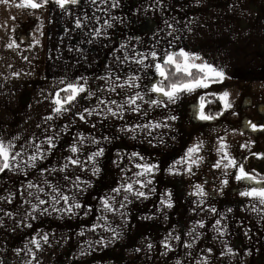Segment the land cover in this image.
<instances>
[{"label":"rangeland","instance_id":"374dc122","mask_svg":"<svg viewBox=\"0 0 264 264\" xmlns=\"http://www.w3.org/2000/svg\"><path fill=\"white\" fill-rule=\"evenodd\" d=\"M140 1L144 2V18H140V23H137L132 18L133 15L129 14L128 45L131 52L138 43H144L140 49L148 69L143 77L146 89H151L158 75L151 57L152 52L163 57L166 52L181 49L190 51V54L202 58L196 63L207 62L228 75L219 86L213 84L210 89L204 90L206 94L214 92L222 95L225 91L229 93L232 107L227 110L224 121H232L236 118V111L244 108L245 111L242 112L250 118L255 119L262 114L257 125L259 129H264V108L261 109L251 101L248 84H234L232 77L234 61L248 60L246 50L249 45V6H256L255 2L264 0ZM12 2L0 0V123L13 128L32 125L30 127L33 129H40L42 125L48 126L47 129L24 131L19 143L29 151L35 149L33 141L40 144L53 136L55 148L45 153L43 160L37 162V167H40V172L45 170L44 176L49 179L48 185L68 195L70 204L78 202L83 207L73 208L69 215L62 200L56 205L59 210L53 211L50 197L46 195L41 198L49 203L43 206L39 205L36 198L31 202L27 200V195L20 193L10 197L12 202L9 204L17 217H23L26 222L34 215L39 222L34 220L31 227L27 225L0 228V264H202L204 260H207V264H264V251L256 254L221 252L219 249L222 245L187 243V240L200 238L185 236L184 228L178 226V220L186 217L184 181L170 179L167 177L171 175L169 172L138 177L136 158L131 155L135 148L104 149L107 156L97 157V162L93 164L88 157L92 150L95 152L101 147L99 144L96 149L90 147L88 118L85 123L79 119V114L71 119L66 117L63 132L57 127L55 113L48 110L47 116L52 115L54 119H45L46 114H42V110L46 108L45 94L48 95V103L53 109L51 101L62 86L60 82L69 80L58 76L57 65L64 52L62 42L73 39V36L70 31L61 32L60 24L54 18L55 4L32 10L19 7V3L14 8ZM14 10L17 11V17L22 16L23 20L17 18L16 30L10 35L8 25L14 20L3 17L12 15L13 18ZM252 17L253 20L256 18L254 14ZM93 38L99 44L101 38ZM104 38L110 43L115 42L119 34L115 33L112 39ZM14 40L19 44L18 47L13 43ZM80 41L81 37L78 42ZM242 49L244 51H239ZM96 53L100 54L99 46H96ZM112 53L114 52L109 51L107 55ZM105 59L110 58L107 56ZM47 86L49 87L45 90ZM43 87L44 91L40 90ZM86 96L84 94L83 99H78L70 106L71 110L79 108L82 114L88 108L89 100ZM98 101L97 110L104 108ZM103 116L104 112L101 117L97 116L98 125L100 119L104 120ZM81 136L85 138L83 144L78 143ZM254 137L247 141L245 150L249 155L262 156L264 130ZM205 138H209V135ZM4 140L9 141L7 138ZM97 140L104 143L99 130ZM73 145L80 149L75 157L81 161L80 166L70 165L66 173L52 172L51 169H59L67 163V158L73 155L70 151ZM208 148L207 146L205 149L209 150ZM164 150L159 159L163 163L174 161L175 156L164 153ZM133 160L135 162L132 163ZM94 166L100 169L99 173L93 174ZM163 166L167 167V164ZM37 167L34 172L38 170ZM28 173L32 174L29 168ZM64 175L69 179L64 180ZM148 178L153 183L147 188L140 189L138 184H134V189L146 192L147 199L123 191L122 186L127 183L137 179L145 181ZM210 182L203 180L205 186L210 185ZM77 184L83 191L77 190ZM117 188L121 189L119 195L114 191ZM151 188H155V191H149ZM47 189L53 192V188L48 186ZM167 193H171L172 197L173 207L170 209L161 204L162 198L167 199ZM125 196L128 197L127 201ZM105 198L109 199L111 210L105 209L101 203ZM121 204L124 206L121 207ZM33 205L46 207L48 212L43 215L39 211L29 212L27 208L32 209ZM45 235L48 237L47 242L43 239ZM33 240L38 241L39 249L32 243ZM165 243L170 245V249L164 247ZM148 245L152 247L149 248ZM236 255H252L253 258L236 261L233 260Z\"/></svg>","mask_w":264,"mask_h":264},{"label":"crops","instance_id":"0c3cea01","mask_svg":"<svg viewBox=\"0 0 264 264\" xmlns=\"http://www.w3.org/2000/svg\"><path fill=\"white\" fill-rule=\"evenodd\" d=\"M12 1L14 8L18 3L22 2V0ZM139 1L115 0V3H113V0H96V3L93 4L91 0H80L78 5L69 6L66 11L60 10L53 3V0L47 5H56L54 18L59 22L61 32L68 33L70 31L73 36V39L70 38L62 42L64 52L60 55L61 59L58 61V76L69 79L66 82L80 81L83 83L84 80L87 81V87L94 93L92 99H88V108L97 109L98 98L106 100V102L108 100H116L123 104L125 100L135 96L137 92L145 96V100L137 101L142 110L139 114L130 111L128 106L125 105L123 119L109 116L108 119L103 121L100 119L98 125L97 115L88 117L90 147L97 148V144L93 143L92 138L97 140L99 130L101 138L102 136L104 138V143L100 142L99 147H104V149L110 147L118 149L124 147L135 148L132 153L139 154L136 158V165L145 163L157 164L159 169L156 172H168V169L175 165L173 172L180 174H171L167 177L184 181L186 193V198H184L186 217L178 220V226L184 228L185 236L200 238L187 240V243L222 245L219 249L221 252L229 251V249L233 252L239 251L247 254H256L264 251V206L260 205L258 201L240 196V192L257 185L248 181L237 182L234 169H227V175H225L223 167L220 169L214 167L216 161L220 159L218 148L221 142L226 143L229 154L239 164L244 159L253 156L249 155L245 148L247 147V141H251L257 133L263 131L261 129L253 131L251 126L252 124L257 125L262 114L260 113L255 119L250 118L246 116V113L242 112L245 111L242 108V110L236 111V118L232 121H224L227 111H224V114L217 121L214 120L216 122L200 121L196 118V107L199 95H206L204 90H198L193 94H181L175 103L167 104V106L151 107L145 103L149 99L164 100L165 98L152 94L151 89L147 90L145 85H143V77H145L148 69L136 61L144 58L143 51L140 49L142 45L144 46V43L142 45L138 43L135 47L136 51L131 49V52L128 45L127 25L129 14L133 15L132 18L137 23H140V18L142 20L144 18V2L140 1L139 3ZM130 4H132L131 7ZM255 4L256 6L251 7V5L248 9L251 11L249 12L248 24L249 45L246 50L248 60L247 62L241 59L234 61L232 77H234V84H248L250 90L249 98L262 109L264 108V2H255ZM16 12L14 10L13 18L12 15L3 17L4 19L14 20L12 24L8 25L10 27V35L15 32L18 25ZM252 14L256 16L254 20ZM77 19H80L82 23L81 28L75 26ZM18 20H23V17L20 16ZM97 29L100 31L99 37L101 38L99 44H97L96 38H93L97 36ZM115 33L119 34V38L115 39L118 44H115L114 41L110 43V41L107 40V42L105 40L104 37L112 39ZM138 33L140 32L138 31ZM141 35L143 36L144 34L141 32ZM80 37L81 41L79 43ZM96 46H99L100 54L96 53ZM109 51L114 53L107 55ZM107 56L110 58L109 60L105 59ZM100 58L104 60H100ZM225 76L228 77L227 73H225ZM135 77H140V79L130 80V78ZM158 78L159 75L156 76L155 83ZM98 83L100 87H98ZM129 83L139 85V87H128ZM222 83L214 85L219 86ZM118 84H124L125 87L123 89L117 87L115 92L109 91L110 88ZM48 87H45V90ZM43 89L44 87L40 90L44 91ZM145 93L149 95H145ZM216 95L219 96L221 94ZM44 98H46V108L42 110V114H46L47 117L49 114L48 110L50 113L54 114V112L48 103V95L45 94ZM110 106L115 107L114 105ZM80 113V109L77 108V110H71L57 116V127L63 132L65 129L64 119L68 118V116L71 119ZM102 114L103 112L99 116L101 117ZM105 115H108L106 111H104ZM171 117L176 119L172 120ZM156 123L162 125L166 123L167 127L162 126L155 129L143 127L146 124ZM93 124H95V127L92 126ZM30 126L32 125L13 128L0 123V139L4 140L7 138L11 140L17 145L16 150L25 152V156L21 158V168L19 170L6 171L0 174V228L9 229L18 226H32L35 220L32 218L34 215L26 222L23 217H17L16 212L11 209L10 204L7 202L10 197L20 193V195H27L29 197L28 201L34 202L36 195H40V197L42 195L49 197L54 195L53 192L47 189L48 184L42 182L46 177L41 176L40 167H37L38 170L36 172H34L33 168H29L32 172L30 174L28 173V167L23 163V160L29 154L34 153V149L27 151L25 146L20 144L19 140L15 138H20L24 131L48 128L47 125H42L43 127L40 129H33ZM122 128L125 131H121ZM127 129H132L133 131L128 132ZM206 135H209V138H205ZM196 144L202 145L199 152V156L202 159L199 166H193L192 172L189 173L186 171V163L177 162L183 161L188 148ZM207 146L209 150L205 149ZM163 150L168 155H174L175 160L163 163L159 159ZM104 156L106 157L107 155L104 154ZM166 164L167 167H164L163 165ZM136 170L140 171L138 168ZM204 179L210 180V185L205 186L203 183ZM224 179L228 180L226 186L222 184ZM30 182L39 184L46 192L38 193L35 187L27 189V184ZM195 185H201L208 195L203 198L191 195L196 190ZM30 209L27 208L29 212L33 213L32 209ZM37 209L36 212L39 211L38 205ZM210 209H215V212ZM189 213L191 214L189 215ZM217 220H220V225H216ZM35 221L39 222L38 220ZM200 223L204 224L203 228L199 227ZM193 228H195V231H193ZM217 228L224 232L223 236L219 235ZM252 258V255L243 257L236 255L233 260Z\"/></svg>","mask_w":264,"mask_h":264},{"label":"snow or ice","instance_id":"6c2138e0","mask_svg":"<svg viewBox=\"0 0 264 264\" xmlns=\"http://www.w3.org/2000/svg\"><path fill=\"white\" fill-rule=\"evenodd\" d=\"M80 0H53V3H55L60 10L66 11L69 6H76L78 5ZM93 4L96 3V0H91ZM49 0H40V2H37V0H22V2L19 4V7L26 8V9H32V10H38L41 8H44L48 5ZM113 3H115V0H113ZM87 19V17H85ZM75 26L77 28L82 27V23L80 19H77L75 21ZM110 26V25H109ZM97 36L100 35L99 29L96 30ZM35 39V37H33ZM14 44L18 47L19 44L14 40ZM39 43V41H37ZM11 46V45H10ZM152 60L154 63L155 72L161 77V80L158 83H155L151 87V93L156 94L157 96L165 98L164 100H158V99H149L146 100L145 103L149 104L151 107H159L161 105L167 106V104L175 103V101L179 98L181 94H193L196 93L198 90H208L212 87L213 84L216 83H222L223 80L226 78L225 73L222 70H218L214 66L208 64L207 62L202 63H196V61H201L202 58L200 56H195L190 54L189 52L181 49L180 51H174V52H166L163 57H160L157 55L156 52L151 53ZM140 65H145V59L142 58L138 61H136ZM193 70H195L197 73H199L198 76L193 75ZM170 72L172 76H180L182 75L184 79L176 80L175 82H172L170 80ZM83 79V78H81ZM103 79V78H102ZM139 79V77L130 78V80ZM168 83H165V82ZM61 87L58 91L55 92L54 97L52 99V104L54 105L52 111L57 115H61L63 113L71 111L72 105H74L78 99H83L84 94L87 95V98L89 100L92 99L94 96V93L90 91V89L87 87V81L84 80L83 83L80 81H64L62 80ZM128 87H139V85H133L132 83H129L127 85ZM119 87L120 89H123L125 87L124 84H118L112 88L109 89L111 92H115L116 88ZM61 93H64L63 96H61ZM145 95H149L148 93H145ZM206 95L215 96L216 94L214 92H208ZM206 95H199L198 98V104L196 107L197 116L196 118L200 121H212L215 119H218L219 116L223 115L224 111L229 110L232 105L229 102V93L223 92L222 95H219L217 99L222 104V110L218 112L216 115H212L211 113L206 111V104L211 103L212 101L208 100L206 101ZM138 100H145V96L141 95L139 92L135 94V96L130 97L129 99L125 100L123 104L119 103L116 100H111L108 102H105L104 100H99V105H104V108H100L99 110L95 108H85L82 114H79V119L82 122L87 123V118L91 117L93 115L99 116L102 112L106 111L108 115L103 116V119H108L109 116L123 119L124 118V111H125V105L128 106V109L130 111L136 112L139 114L142 110L139 107L137 101ZM110 105H114L113 108ZM46 120H52L54 119V116L49 115L45 117ZM172 120H175V117H171ZM95 127V124L92 125ZM167 127V124H151V125H144L143 127L148 129H155L160 127ZM253 130H256V125H251ZM264 130V129H262ZM121 131H125V129H121ZM128 132L133 131L132 129H127ZM134 138V137H133ZM16 140H19V137L15 138ZM85 138L80 137L78 143L83 144ZM94 144H99L100 142L98 140H95V138H92ZM32 144L35 145L34 153L29 154L26 159L23 160L24 165H26L28 168H36L37 162L42 161L44 158V155L46 152H49L50 150L55 148V142L54 137L49 136L46 141H42L40 144H36L35 141L32 142ZM44 145L47 147L45 148ZM23 147V146H22ZM201 144H196L193 147L188 148L185 159L183 161H179L177 163H186L187 168L186 171L191 173L193 170V166L198 167L200 160L202 159L199 156V152L201 149ZM227 145L224 142H221L218 148V153L220 154V159L216 161L214 167L216 169H220L223 167L225 169V175H227V169L231 168L235 170V180L237 182L241 181H248L251 184L257 185L256 187H251L249 189H246L242 192H240L241 197H246L254 201H258L260 205L264 206V177H261L258 173L252 174L245 170L243 164H239L237 160L232 157L228 150ZM17 145L13 143L11 140L5 141L3 139H0V173L6 172V171H14L19 170L21 168V158L25 156V152L23 150H16ZM71 153L73 154L71 157L67 158V163L63 165V167L59 169H51L52 172L59 171L61 173H66L69 169V166L73 167H79L81 164V161L79 159H76L75 157L79 154L80 149L73 145L70 149ZM104 148H99L98 151L93 152L89 157V161L93 162L95 164V159L97 157H101L104 155ZM133 158H137L139 156L138 153H132L131 154ZM260 158H264V156H261ZM140 171L136 174L138 177H150L151 175H154L156 171L159 169V165L157 164H137L135 165ZM176 166L173 165L168 169V172L170 174L176 175L180 173L173 172V169ZM44 171L41 170V176H44ZM100 169L98 167H93V174L99 173ZM64 180H68L69 177L67 175H64ZM79 178H77L78 180ZM44 184H48L47 179H43L42 181ZM153 180L151 178L146 179L145 181H141L137 179L136 181L132 183H127L126 185L122 186L123 191L125 193L132 194L138 198H144L147 199L148 196L145 191H141L138 189H134V184H138L140 189L147 188L149 185H152ZM223 185L228 184V180L224 179L222 181ZM49 187L53 188V192H55V195L50 196L51 203L53 205V211H58L59 209L56 208V205L60 200L64 202V205L67 207L65 208V211L71 215L74 209H81L83 206L78 203H71L70 204V197L68 195L63 194L58 188L48 185ZM36 188L38 193H44V188L40 187L39 184L34 183H28L27 189ZM195 191L191 193L193 196L197 197H205L208 195V193L204 190V188L201 185H195ZM77 190L83 191L82 188L79 187V184H77ZM117 195L120 194L121 189L117 188L114 190ZM149 191L154 192L155 188L149 189ZM31 195V193H30ZM167 199H161V204L164 205L167 208H172V197L171 193H167ZM39 201V205L43 206L49 203L48 200L42 199L40 195H36L35 197ZM125 201H127L128 197H124ZM8 203H11L12 201L9 199L7 201ZM105 209L111 210L112 205L110 204L109 199L105 198L101 201ZM70 205V206H69ZM124 205L121 204V207ZM255 208V206H253ZM37 206H32V211L36 212ZM211 211L215 212V209H210ZM39 212L41 215L48 212V208L46 207H40ZM11 215V213H9ZM31 215V213H29ZM33 219H35V216H32ZM216 225H220V220L216 221ZM31 227V225H28ZM199 227L203 228L204 224L200 223ZM193 231H195V228H193ZM217 231L219 235L223 236L224 232L217 228ZM191 234V233H190ZM83 235V233H81ZM45 242H47L48 237L45 235L43 237ZM177 239H179L177 237ZM33 244L37 246V249H39V243L36 240L32 241ZM149 248L152 247V245H148ZM165 248L170 249V245L165 243ZM185 247H190V245H185ZM229 251H231L229 249ZM211 252V250H209ZM83 254V253H82ZM34 258V257H33ZM199 264V262H198ZM202 264H207V260H204Z\"/></svg>","mask_w":264,"mask_h":264},{"label":"trees","instance_id":"16d2710c","mask_svg":"<svg viewBox=\"0 0 264 264\" xmlns=\"http://www.w3.org/2000/svg\"><path fill=\"white\" fill-rule=\"evenodd\" d=\"M37 2H40V0H37ZM50 2H51V0H49V3ZM169 75H170V80L172 82H175L176 80H179V79H184V77L182 75L172 76L171 72ZM193 75L198 76L199 73H197L195 70H193ZM160 80H161V77H159L157 79L156 83H158ZM165 83H168V82L166 81ZM63 95H64V93H61V96H63ZM217 97H218L217 95H215V96L206 95V101H208V100L212 101L211 103L206 104V111L211 113L212 115H216L218 112H220L222 110V104L219 101V99H217ZM223 114H224V112H223ZM221 116H219V118ZM252 130H253V128H252ZM257 130H260V129L256 125V130H253V131H257ZM260 157L261 156H257V155L250 156V157L244 159L241 162V164L244 165V168L246 171H248L254 175L258 173L261 177H264V158H260Z\"/></svg>","mask_w":264,"mask_h":264}]
</instances>
